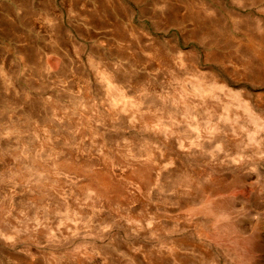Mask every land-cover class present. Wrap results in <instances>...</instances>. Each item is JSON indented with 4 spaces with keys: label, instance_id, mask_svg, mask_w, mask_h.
Returning <instances> with one entry per match:
<instances>
[{
    "label": "rangeland",
    "instance_id": "rangeland-1",
    "mask_svg": "<svg viewBox=\"0 0 264 264\" xmlns=\"http://www.w3.org/2000/svg\"><path fill=\"white\" fill-rule=\"evenodd\" d=\"M0 264H264V0H0Z\"/></svg>",
    "mask_w": 264,
    "mask_h": 264
}]
</instances>
